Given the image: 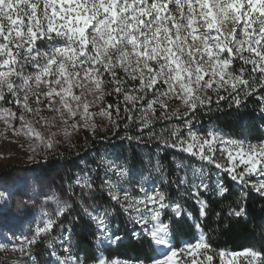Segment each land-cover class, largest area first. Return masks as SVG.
<instances>
[{"label":"snow or ice","instance_id":"obj_1","mask_svg":"<svg viewBox=\"0 0 264 264\" xmlns=\"http://www.w3.org/2000/svg\"><path fill=\"white\" fill-rule=\"evenodd\" d=\"M237 61L239 68L235 67ZM27 67L32 71L26 72ZM128 81L135 85L131 90ZM106 84L112 85L111 91L105 90ZM113 94L118 98L123 95L126 113L140 104L141 130L153 123L157 106L162 116L155 119H168V101L179 100L184 105L183 112L173 110L171 116L179 117L188 129L186 138L181 128H174L169 130L171 143L167 138L163 143L199 156L244 186L241 198L228 205L225 216L215 213L218 226L227 229L231 220L247 219L250 193L264 198V140L250 143L225 138L215 130L204 135L192 131L197 110L211 111L213 105L219 110L221 101H229V109L238 111L253 98L264 113V0H0V121L15 134L26 136L35 146L51 149L56 136L53 127L68 137L69 129L94 128V117L102 116L118 130L120 103L90 111L102 105L106 95ZM44 111L53 115H41ZM29 115L37 118L35 123ZM16 120L19 128L13 125ZM36 123L47 127L48 133L41 132ZM217 145H222L219 151L227 164L214 158ZM239 165H243L241 171H237ZM154 170L161 173L162 182L175 183L177 189L184 187L182 197L195 198L198 215L192 225H186L192 214L181 200L166 190L149 189L130 169L108 162L107 172L115 180L107 178L96 186L85 176L77 179L78 193L64 200L48 197L55 201L54 210L44 212L32 234L13 243V251L36 264L33 246L56 227L61 235L55 239L60 240L63 253L50 248L47 264H213L214 250L202 229L211 209L202 193L211 191L227 200L229 188L222 181L211 184L210 173L203 169L194 170L191 179L185 173L176 181L164 180L159 160ZM254 176L258 179L252 182ZM126 184L136 187L129 190ZM97 189L114 207L87 203L94 199ZM0 201V213L6 212L8 194L0 192ZM30 207L22 198L12 211L23 215ZM117 209L133 225L131 238L147 244L156 255L126 260L102 254L105 245L125 242V237L114 230ZM66 215L71 219L64 224L59 218ZM190 227L200 233L199 238L178 246L179 233L182 229L186 233ZM76 232L84 237L79 246L72 242ZM89 247L90 255L79 250ZM215 255L220 264H238V258L244 264H264V250L254 248L238 252L220 249Z\"/></svg>","mask_w":264,"mask_h":264},{"label":"trees","instance_id":"obj_2","mask_svg":"<svg viewBox=\"0 0 264 264\" xmlns=\"http://www.w3.org/2000/svg\"><path fill=\"white\" fill-rule=\"evenodd\" d=\"M236 68L240 67V62L237 61L235 64ZM118 75L123 78V72L118 73ZM107 79V77H105ZM107 85L108 91H111L112 85ZM135 85L133 82L128 81L127 87L129 90ZM7 99H11L8 97ZM215 99V97H214ZM120 103L121 113L119 120L117 121L120 125L118 130H114L110 123L109 133L112 135L110 144L111 147L116 149L117 157L119 158V153L126 152L125 159L128 161H133V158L138 155L137 148L150 144L147 147L153 149L152 144H157L159 150L163 151V164L166 165L167 170L164 172L166 181H176L179 176L177 173L175 165L171 157L165 155L171 148L163 143V140L167 138L169 144L171 143V137L169 136V130L174 128H181L182 132L186 133L187 128L184 127L180 118L170 121L162 120L158 121L155 117H152L153 123L149 125V128L141 130L140 128V104L132 109L131 112H125L124 110V100L123 95L119 98L113 95H106L104 99V104H116ZM229 101H221L219 110L215 105L212 106L211 111L208 108L198 109L195 114V119L193 121L192 129L198 130L202 133H207L210 128H214L223 133L226 137L234 138L241 141H246L250 143H257L258 141L264 140V113L260 111V105L256 99L250 98L247 102V106H242L238 111L235 108L229 109ZM7 107H11L18 110L14 105L6 104ZM128 107H132L131 103H128ZM157 109L158 106H157ZM158 115V110L155 116ZM131 116V119L127 117ZM113 119H116L115 113H113ZM125 125L127 127L125 128ZM150 129V131H149ZM155 134L154 136L152 134ZM140 137L139 140L127 138L121 139V137ZM103 136H98L96 139L91 138L86 135L84 137H78L75 139L73 146L65 151L62 156H59L55 162H51L46 166H42L56 182L64 185L65 188L73 185V180L76 178L78 170L81 168L82 163L87 164L89 168L92 169L91 179L96 186L100 185L103 180H105L104 175L101 172L100 166L97 163L96 158L101 153L100 144L102 143L101 138ZM147 140V141H146ZM132 151V156H128L129 152ZM141 163V162H140ZM213 169V166H209ZM222 182L229 188L231 195L225 200L222 197H217L213 192L209 194H204L205 199L209 201L210 209L208 218L202 223L203 233L206 236L207 241L212 245L214 261L213 264H220V259L215 255L216 251L223 249L226 252H238L246 248H254L256 250H264V198H261L256 193H250L247 199V210L248 216L245 220L241 218L239 220H231L229 227L224 229L218 224L220 221L216 217L215 213L220 212L221 216H225L227 213V207L232 201L241 198V190L244 188L238 182L232 181L228 173L224 172L222 174ZM162 190H166L170 196L175 199L181 200L184 208L187 212L192 214V219L186 220V225L190 226L198 215L197 205L195 204V198L188 195L186 198L181 196V193L185 191L184 187L177 189L175 183L168 182L162 185ZM106 191V190H105ZM94 201L105 207H113L112 202H110L106 195L102 191L97 189L94 196ZM79 208H77V212ZM119 210L117 209V212ZM71 217L63 216L59 218V221H63L67 224ZM75 225L73 228L75 229ZM126 225L122 223L121 229L125 231ZM126 237L124 243H120L118 249L113 252L112 249H105V253L108 257H120L122 259H133L142 260L152 257L153 249L147 246V244H142L139 241L133 240L131 238V230H127L123 233ZM200 233L194 227H190L185 233L183 229L179 233V237L176 244L179 246L184 241H195L199 238ZM77 246L84 239L82 233L76 232L73 235ZM81 253L87 251L89 255L91 254V248H80ZM97 254V253H96Z\"/></svg>","mask_w":264,"mask_h":264},{"label":"rangeland","instance_id":"obj_3","mask_svg":"<svg viewBox=\"0 0 264 264\" xmlns=\"http://www.w3.org/2000/svg\"><path fill=\"white\" fill-rule=\"evenodd\" d=\"M25 71L31 72L32 68L27 67L25 68ZM105 90L108 91L107 85H105ZM149 98H151V94H149ZM92 99L93 97L89 96V100ZM103 105H105L104 101L102 105L94 106L90 109V111L98 112L99 107ZM138 105L139 103L136 106ZM32 106L36 107L34 103ZM168 106V119L161 118L157 119L158 121L176 120L179 117H172L171 112L177 109L181 112L184 111V105L179 100L168 101ZM157 110L158 115L155 117L162 116V112L159 109ZM13 111L19 112V109H13ZM41 115L51 117L53 113L44 111L41 113ZM140 115H142V110ZM28 119L33 120L35 123L37 118L29 115ZM94 121V128L81 127L76 131L69 129L70 135L68 137H65L63 132L58 128L53 127L51 131L55 132L56 136L54 137V146L51 149H46L43 145L35 146L32 140H29L24 135L15 134L9 125L5 124L3 121H0V192L7 193L9 201L8 210L6 212L0 213V244L5 246L0 248V264H20L21 260H23L25 264H33V262L28 260L26 257H21L19 253L13 251V243H16V241L23 236L31 235L34 228L41 223L43 213L52 212L54 210L55 201L48 199V197L54 196L60 200L67 199L70 195H72L73 192L78 193L80 191V187L77 184L78 178L83 179L85 176H89L91 178L92 169L89 168L87 164L82 163L81 168L76 174V178L73 180V185L65 188L63 184L56 182L55 179L49 176L47 171L42 167L51 162H55L54 160H56L59 156H62L66 150L73 146L75 139L78 137H84L88 135L91 138L96 139L98 136L104 135V137L101 138V153L96 158V160L105 179H116L112 173L107 172V164L108 162H112L116 165H123L130 169L135 175L136 179L141 180V182L144 183V185L149 189L155 187L162 190V185L166 184L161 180V173L154 170L156 162L159 160L163 169L164 180L166 181L164 172L167 170V167L163 164L164 152L159 150V147L156 143L151 145L153 146V149L151 147H147V145H150L148 143L147 145H145L146 143H143L144 145L140 148H137L136 145L135 147L138 150L139 156H135L133 161H130L131 159L128 161V159L124 158V156H126V152H121V154L119 153L120 157L118 158L116 149L110 146V144H112V135L109 133V120L102 116H96L94 117ZM13 125L15 128H19L20 122L18 120L13 121ZM35 126L45 134H47L49 131L47 127L42 128L39 123H36ZM211 130L218 131L225 138H228L219 130L210 128L209 131ZM192 131L197 135L206 134L194 129H192ZM187 132L188 129L186 133L182 132L185 138L187 136ZM33 147H35V151H33ZM220 147H222V145L216 146L217 151L214 158L220 164H227L228 161L224 156L221 155L219 151ZM170 148L171 149L166 152L165 155L171 157L173 164L178 170L177 173L179 176L184 177L185 173H187L188 178L191 179L192 172L194 170L203 169L206 173H210L211 184L214 185L217 181H222V174L224 173L223 170L217 169L213 165L208 164L207 161L201 160L199 156L183 152L179 148ZM128 156H132V151L129 152ZM237 163L239 164V162ZM209 166H213L214 168L211 169ZM242 168L243 165H239L237 167V171H241ZM256 179H258V177H251L252 182H255ZM198 182L199 179L197 178V183ZM124 186L129 190H133L136 187L134 184H126ZM209 193H211V191ZM22 198L27 199L31 207L25 211L23 215H18L14 213L12 209L15 207L16 202ZM96 202L97 201H94L93 199H89L87 201L89 204H95L98 208L105 207L97 204ZM2 207L3 201H0V208ZM44 218L46 219L47 217ZM121 220L122 223H125L126 225V228H124L125 231L127 228L132 230L133 225L126 219V215L124 213L118 211L117 214L114 215V230L117 231L118 234L124 236L123 233L125 231L121 229ZM116 225H118V228L115 227ZM13 233L15 234L14 237L12 235ZM60 235V229L54 227L48 236L43 237L36 245L33 246V254L36 264H47L49 260L48 250L50 248H55L58 253H63L60 240L55 239V237H59ZM72 242L74 246H77L73 236ZM118 246L119 244L105 245L102 248V254L105 257H108L105 253V249H112L113 252H115L118 249ZM100 254L101 253H97V255ZM153 255H156L154 249L152 256ZM108 258L122 259L120 257ZM227 258L228 257H225V259ZM238 264H244L242 258H238Z\"/></svg>","mask_w":264,"mask_h":264}]
</instances>
